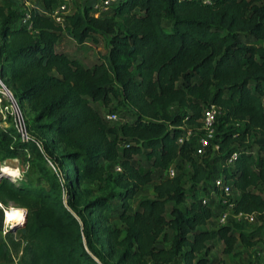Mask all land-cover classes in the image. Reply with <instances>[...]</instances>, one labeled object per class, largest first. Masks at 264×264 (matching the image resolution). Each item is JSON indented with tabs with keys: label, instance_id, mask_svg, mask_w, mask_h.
Listing matches in <instances>:
<instances>
[{
	"label": "trees",
	"instance_id": "1",
	"mask_svg": "<svg viewBox=\"0 0 264 264\" xmlns=\"http://www.w3.org/2000/svg\"><path fill=\"white\" fill-rule=\"evenodd\" d=\"M59 1L38 0L30 28L20 23L23 3L11 11L0 4V78L50 135L41 149L28 130L23 140L13 124L0 125V162L30 151L45 182L0 178V204L27 209L16 263L110 264L120 247L117 264H171L178 254L185 264H217L208 257L211 241H222L226 253L239 242L264 243V0H120L106 11L84 6L64 15V25L50 16ZM63 33L78 44L106 33L108 51L85 65L56 49ZM95 104L123 120L106 119ZM210 105L221 111L218 149L195 155ZM58 147L65 185L45 166ZM184 163L192 169L188 189ZM215 164L239 192L233 212L260 219L254 229L237 221L204 227L214 210L205 188ZM169 169L173 175L133 208L138 190ZM84 181L115 190L88 199ZM111 219L124 224L122 237ZM7 251L0 241V256Z\"/></svg>",
	"mask_w": 264,
	"mask_h": 264
},
{
	"label": "rangeland",
	"instance_id": "2",
	"mask_svg": "<svg viewBox=\"0 0 264 264\" xmlns=\"http://www.w3.org/2000/svg\"><path fill=\"white\" fill-rule=\"evenodd\" d=\"M30 5L28 7L33 8L37 7L38 0H29ZM0 4L3 5L6 8V11H11L13 9H18L21 7V2L14 1V0H0ZM92 5V7H95L96 0H60L57 3V9H59V13L64 19V15L72 14L75 11H78L82 9L84 6ZM64 5V9H61L60 6ZM24 7H26L24 5ZM0 26H1V19H0ZM109 39L110 36L106 33H99L97 35V41H87L83 44H78L76 41H74L68 33H63L62 38L57 42L56 49L58 51H63L66 54H68L71 57L77 58L81 60L85 65H91L94 62H97L99 57L101 55H104L107 53L109 48ZM7 87V86H6ZM7 89L11 92L12 96L14 97L15 101L18 104V108L20 110V113L23 116L25 129L28 130V132L36 137L40 143L38 142V145L43 149L41 141H44L46 139L50 138V135H43L39 128H37L36 123L34 121V115L36 112L32 111L28 104L24 101L18 102V97L16 91L11 88L7 87ZM3 105L9 106L8 111H5L3 108V112L0 113V123L5 126L8 123L14 125V121H12V117L10 116L9 112H11L12 108L10 107L11 102L9 100L3 102ZM115 103L112 104L114 106ZM95 107L98 109L99 113L102 116H105L108 112V108H105L103 106H100L98 104H95ZM121 114H116V121H121L123 118L121 117ZM11 117V118H10ZM15 127V126H14ZM29 138V137H28ZM61 148H57L54 151H50V155L52 157L48 156V154H45V166L52 172H56L60 176V180L64 185L67 183V181L64 179L65 175L61 174L57 168V164L59 163V151ZM206 155H209L210 157H214L215 152L209 148L206 151ZM198 159L202 158L203 156H196ZM37 160L34 158V155L30 151H24L20 153L16 158H9L5 159L0 162V178H6L9 181H13L17 184H28L33 187H38L41 185H45V182L41 178L40 172L36 167ZM9 166L13 169H16L15 175H9L1 170L2 166ZM214 167L216 170L212 174L211 178L208 180V186L205 188V191H207V195H210L217 203L220 198L218 191H215L213 187V180L217 177H221L217 171L220 169V166L218 164H215ZM114 167H110V171H113ZM172 169L174 167L172 166ZM183 171L185 172V187L188 189L189 183L187 181L188 176L191 174L192 169L190 164L184 163L183 164ZM168 176V172H155L153 174V179L150 184L142 186L136 195L129 201V203L132 205L133 208H136L138 202L145 197L152 196L153 190L152 186L153 183L157 182L160 178ZM101 186V187H100ZM99 184L97 182H89L84 181L81 185V188H87L90 189L91 192L89 193L88 199H95L99 197H106L109 196L112 191L115 190L114 187H104V184ZM233 189L232 192V198L238 197V191L236 189ZM64 199L68 200L69 196L67 194L66 189H64ZM206 197H204L205 199ZM113 201V200H112ZM3 206V205H2ZM13 202H8L5 209H8L10 207H16L20 208L19 206ZM23 209V215L17 222H22L25 217V211L27 212L26 208ZM215 210V209H214ZM213 210V215L207 222V224L204 226L205 228L212 229L219 227L218 224V218H217V210ZM3 210L0 207V241L6 242L8 245V251L3 253L0 256V264H17L18 257L20 255V250L22 249L25 241L20 233V228H17L15 230H12V232L7 233L6 235H2L1 232L3 230L2 228V222L4 220L3 216ZM107 215H111L112 212L106 211ZM232 219H228V223H230ZM112 227L117 228L120 231V236L122 237L124 235V224L120 221L111 219L109 221ZM261 223L260 219H256L254 223H250L245 225L246 231H250L254 229L256 226H258ZM9 226V225H8ZM169 231V235H170ZM159 245H169V237L168 240H159ZM209 245L211 246L210 252L208 254V257L214 261L217 264H264V243L259 242L254 246H247L242 243H237L235 246V249L230 252L226 253L223 252V249L225 248V244L222 241H216V242H209ZM119 250L120 247H117V251L114 254L113 257L109 259L110 264H117V260L119 258ZM171 264H185L182 258V254H178L175 259L171 262Z\"/></svg>",
	"mask_w": 264,
	"mask_h": 264
},
{
	"label": "built area",
	"instance_id": "3",
	"mask_svg": "<svg viewBox=\"0 0 264 264\" xmlns=\"http://www.w3.org/2000/svg\"><path fill=\"white\" fill-rule=\"evenodd\" d=\"M23 3L26 6V9L20 18V23L25 25L27 28L31 27V8L28 7L30 5L29 1L27 0H14ZM120 0H96L95 7L93 9L106 11L109 6L113 3H118ZM61 9H64V5L60 6ZM98 13V12H97ZM97 15V14H96ZM50 16L58 23L64 25V19L59 13V9L55 7L51 12ZM9 100L11 102L10 107L12 108L11 112H9L10 116L14 121V126L16 127L17 131L20 133L23 140H28V135L26 133L25 125L23 116L20 113L18 108V104L15 101L14 97L12 96L11 92L7 89L6 85L3 83L2 79L0 78V113L4 110L8 111L9 106H4L3 102ZM3 108H5L3 110ZM221 113L220 109L216 105H210L202 115L201 125L199 130L202 132L199 136L196 144H195V155H202L204 154L208 148L212 147L214 150L218 149L217 143L213 142L215 136V122L217 116ZM106 119L108 120H115L116 114H106ZM0 125H2L0 123ZM192 132V128H187V135H190ZM180 141L182 139H179ZM236 156V153H233L231 157L228 159V163ZM115 170L120 171V167H115ZM169 175H173V170H168ZM213 187L215 191H218L219 200L218 203L215 201L213 203V207L217 210V218L219 226L228 225V219H232V221L243 222L245 225L254 223L257 219V214L255 213H242L233 212V198H232V184L229 180L223 179L222 177H217L213 180ZM205 201V199L203 200ZM1 209L3 210L4 207L0 204ZM214 210V211H215ZM231 221V222H232ZM230 222V223H231ZM8 225L2 222V235L4 236L7 232Z\"/></svg>",
	"mask_w": 264,
	"mask_h": 264
},
{
	"label": "bare ground",
	"instance_id": "4",
	"mask_svg": "<svg viewBox=\"0 0 264 264\" xmlns=\"http://www.w3.org/2000/svg\"><path fill=\"white\" fill-rule=\"evenodd\" d=\"M1 170L9 175H15L16 173V169H13L6 165L2 166ZM3 212L4 222L7 225H11L12 223L17 222L22 217L24 211L21 208L10 207L8 209L4 208Z\"/></svg>",
	"mask_w": 264,
	"mask_h": 264
},
{
	"label": "water",
	"instance_id": "5",
	"mask_svg": "<svg viewBox=\"0 0 264 264\" xmlns=\"http://www.w3.org/2000/svg\"><path fill=\"white\" fill-rule=\"evenodd\" d=\"M26 216H27V212L25 211V217H24V220L22 222H15V223H12L11 225H9L7 227V231L8 230H15L17 228H20V227H23L25 225V222H26Z\"/></svg>",
	"mask_w": 264,
	"mask_h": 264
}]
</instances>
